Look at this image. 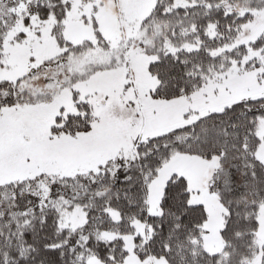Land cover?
I'll list each match as a JSON object with an SVG mask.
<instances>
[{"label": "snow or ice", "instance_id": "snow-or-ice-1", "mask_svg": "<svg viewBox=\"0 0 264 264\" xmlns=\"http://www.w3.org/2000/svg\"><path fill=\"white\" fill-rule=\"evenodd\" d=\"M0 264H264V0H0Z\"/></svg>", "mask_w": 264, "mask_h": 264}]
</instances>
